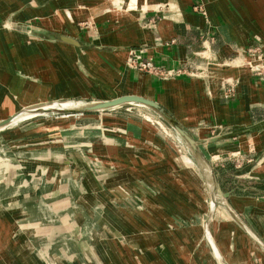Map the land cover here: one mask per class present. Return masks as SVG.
<instances>
[{
	"label": "crops",
	"instance_id": "1",
	"mask_svg": "<svg viewBox=\"0 0 264 264\" xmlns=\"http://www.w3.org/2000/svg\"><path fill=\"white\" fill-rule=\"evenodd\" d=\"M113 1V7L108 4L100 12L102 16L105 11L108 14V20L102 21L101 26L97 23L103 18H92L90 11L87 19L103 34L111 29L108 21H120L122 30L104 35L100 43L94 44L72 36L80 32L74 21L76 11L82 5L88 11L95 0H0V115L7 114L0 122L23 109L48 104L59 107L67 103L63 101L79 96L100 99L92 102L125 96L149 99L162 106L186 130L189 124L185 125L183 120L191 124L210 120L239 125L226 133L216 131L217 135L208 140L214 145L208 151L203 142L192 137L206 160H219L217 166L222 172L230 162H239L234 165L238 169L235 179L243 188L222 193H230L226 201L232 206L223 200L225 206L211 207L208 212V228L214 235L212 252L202 226L176 227L170 233H162L156 222L154 233L148 232L149 227L142 234L129 229L124 220L131 214L128 210H117L114 214L113 208L107 207L111 193L95 190L89 193L88 187L97 189L112 182L107 181L111 177L102 167H93L98 164L93 158L109 165L118 163L117 159L124 160L130 169L136 160L139 168L152 172L148 176L154 177L156 192L165 185V181H160L163 172L173 176L169 178L172 182L169 186L177 185L174 173H178L181 165L179 159L172 158L171 149L159 145L147 151L145 141L157 138L156 132L142 129L132 119L110 115L121 108L136 110V105L93 113L107 115L101 118L102 127L96 129L62 130L60 127L65 123L62 119L59 122L63 123H44L33 130L0 133L1 142L7 147L0 156V264H264V201H261L264 196L257 192L264 190V185L255 184L264 180V86L253 82L246 71L247 55L237 61L240 69L227 66L238 55L239 48L253 44L257 35L264 47V18L257 14L240 17L239 0H233L234 8L226 0L219 3L215 0L217 12L208 8L212 19L209 27L193 13L194 0ZM245 1L253 4L252 0ZM166 4L172 10L162 16L156 33L139 26L137 20L146 14L159 13ZM260 6L264 9V0H260ZM29 39L32 45L28 44ZM170 41L173 44L166 45ZM140 46L149 47L147 56L159 66L199 78H176L161 87L175 110L178 103H184L183 118L154 98L155 78L135 76L124 70L132 47ZM261 63L264 59L255 62ZM229 76H238L241 81L239 101L234 104L222 103L221 90ZM195 94L204 97L206 103L197 104ZM48 96L51 100L46 99ZM16 100L22 102L21 108L16 112L8 110L9 103ZM35 116L26 115L17 122ZM103 136L104 141L98 140ZM93 137L97 140L82 151L85 145L82 138ZM236 139L241 140L230 142ZM239 151L243 156H253L242 162L231 159ZM181 160L189 168L194 166L187 157ZM185 180L183 196L188 200L177 190L176 197L154 196V203L174 202L169 210L153 209L151 216L159 218L160 223H168L179 210L182 215H193L189 207L194 200L187 191L192 185L188 178ZM200 200L195 202L203 211L202 197ZM85 201L91 202L90 208L83 204ZM242 206H246L245 213L238 209ZM144 214L140 215L147 219V213ZM53 248L56 254L51 252Z\"/></svg>",
	"mask_w": 264,
	"mask_h": 264
},
{
	"label": "rangeland",
	"instance_id": "2",
	"mask_svg": "<svg viewBox=\"0 0 264 264\" xmlns=\"http://www.w3.org/2000/svg\"><path fill=\"white\" fill-rule=\"evenodd\" d=\"M239 1H241V5L237 9L239 13L237 11L236 12L239 14L240 17H243V16L252 17V14H257L259 17L262 16L264 18V9H262L260 6V0H252L253 4H250L249 1L246 2L245 0H239ZM113 2H114L113 0H95L94 4L92 5V8H89L88 11L85 10L86 6L82 5L81 6L82 10L80 9L79 11H76V14H75L76 18L74 20L77 26L79 27L80 32L79 34H75V35L73 34L72 37H77V38L81 37L83 39L82 41L86 43L95 44L98 42L100 43V41H102L100 39L104 35H107V34L109 35L114 32H119L120 30H122L123 25L120 21H114V22L108 21L112 25L110 26L111 29L107 30L106 34H103L99 32L96 26H93V23L89 21V19H87L89 17L88 12L90 11V14H92V18H98V17L103 18L101 22L97 23L98 27L101 26L102 21L108 20L106 19L108 14H107V11H105L104 16H102L100 15V12H102V10H104L105 6H107L108 4L110 5V8L113 7L114 6ZM216 2L219 3V0H216ZM216 2L215 0H212V1L211 0H194V5L192 7L193 13L195 15H199L200 17H202L209 27L212 26V19H211L210 12L208 11V8H210L212 13H216L217 12L216 5H215ZM226 2H227L226 4L231 5V7L234 8L233 0H226ZM171 8L172 6L170 4H166L164 7L160 8L159 13L146 14L140 20H137L139 26L142 27L143 29L150 30L153 33H156L157 25H159V22L162 19V16L165 13L171 11L172 10ZM66 10H68V8H66ZM136 11H140V10H136ZM73 12H75V10L72 11V13ZM140 12H143V11H140ZM28 44L32 45L33 41L29 39ZM156 44L158 45L159 42L157 41ZM169 44H173V42L170 41L166 45H169ZM235 45L237 46V48L240 47L239 42L237 41L235 42ZM148 48H149L148 46L132 47L131 53L127 56V59L124 65V70L128 71V73H131L132 75H135V76L143 74V75H147V76H151L155 78L156 79L155 83L157 87V89L155 90L157 91L155 94H153L154 98L160 99V102L163 103V105H165L172 111H174L175 115L178 118L180 117L183 118V111L181 107H184V103L183 102L178 103L177 105L178 107H176L177 110H175L174 105H172L171 102L169 103V99H168V95L166 91L165 90L161 91V87L164 86L167 81L174 80L176 78H179V79H183V78L199 79V78H196L194 76H189L183 72H180L179 70H170V69L168 70L164 66H159L152 57L147 56ZM239 51L240 52H238L237 56H234L228 61L227 63L228 68L231 69L233 67L235 68L237 67L240 69L241 66L237 64L238 63L237 61L241 58L242 55H247L246 56L247 61H246L245 66L248 69L246 71L247 72L249 71L252 77L251 79L254 80L253 82L255 83L257 82L256 84H260L264 86V63L258 64V65L255 64L257 59H261V60L264 59V47L262 45V38L259 35H257L256 40L254 41L253 44L249 45L248 47H244L242 49L239 48ZM215 62L217 63V61ZM118 72L120 73L119 70ZM240 85H241V81L238 76L227 77L226 85L221 90V94L223 97L222 103H225V104L237 103L239 101L238 89ZM100 91L104 92L105 89H100ZM178 92L180 93V91ZM46 99L51 100V96H48ZM193 99L197 104H201V102L206 103V99L202 97L201 95L195 94ZM92 100L98 101L100 99L94 98V97L86 98L84 96H79L73 100L63 101V102H70L73 104H85V103H91ZM36 101L40 102L41 100H36ZM9 104L11 105H8V110L12 112L18 111L22 106V102H20L19 100L10 102ZM132 105L134 106L136 105L135 106L136 110L127 111L125 108H121L119 110L110 112V115L123 118L126 120L132 119L138 126H143L141 127L142 129H145V130L151 129L156 132L155 134L157 138L160 139L162 143L157 138H151L150 140L145 141L147 151H148V148L151 150V149H154V146H159V145H162L161 146L162 148L164 147L167 148V150H169V148L171 149L172 158L174 160H178V159L180 160V165L182 169V170L180 169L178 173H174L175 175L173 174L174 177L177 179L176 181L177 185L172 184L173 185L172 187L169 186V184L172 183L169 181V178L173 176H169V174H165L163 172L161 175L160 181L161 182L165 181V185L163 184V186L161 187L158 186L161 189L157 190L156 192L155 191L156 189L153 185L155 184V180L153 179L154 177L148 176V175L152 176V172H149L143 168H139V163H137L136 160H134V162L136 163L135 166L133 167L130 166L132 168L130 169L126 167L127 163L124 160L117 159L118 163L116 164L113 163L109 165L108 163H105L103 161L99 162L100 160H97V158L96 159L93 158L98 163L97 165L94 163L93 167H100V168L102 167L104 169L102 171H107L109 176L111 177L107 181L108 182L112 181V182L109 183V185L98 186L96 187L97 189H95V187L94 188L88 187L89 193L90 191H94V190L96 192L103 191L104 193V191H107L111 193L112 195L110 197L112 198V200H118V201L113 203L112 200H110V202L107 203V207L108 206L112 207L114 210V214H116L117 210H128L131 214L128 219L124 218V220H126L128 223L127 225L130 226L129 229L136 230L139 233L142 232V234L143 232L147 231L149 227L150 229H148V232L154 233L153 226L156 222L158 223L159 228L161 229L162 233H165V232L170 233V231L176 230V227L187 228V227L202 226L204 229V236L206 240L205 242L208 243V247L210 248V250L214 252V246H213L214 235L210 233V230L212 229H209L210 227L208 228V226L207 227L205 226V224L208 225L207 223L208 222L207 221L208 212L212 206V202L210 198L211 197L210 189L206 185L209 183L208 176L209 178H211L210 182L213 183L215 188L217 186L216 188L218 190L217 199H220V200L216 199L217 202H222L223 201L222 193L229 192L233 189L243 188L241 186V183L240 184L237 183V180H236L237 178L235 179V175L237 174L238 169L235 168L234 165L235 164L238 165L239 162L238 164L237 162H234V164L230 162V165L225 168L226 170L224 172H222V171H219V169L221 170L220 166H217V164H220L219 160H214V159H211L210 161L207 160L209 164L211 165V168L213 169V171L211 174L210 169H208V167L206 166V170H205L206 172H204L199 167V164L193 152L191 151L189 146L186 144V142L178 135V133L162 117H160L155 111L151 110L150 108H147L142 105H137V104H132ZM46 106L47 105H42L41 107H46ZM123 107H126V106H123ZM130 107L131 106H127L126 108H130ZM65 108H68V107H65ZM88 115H99V117L96 118L97 117L96 116L95 118H89ZM5 116H7V114L0 115V119L4 118ZM104 116H107V115L106 114H93V113H89V114L48 113V114H43V115H36L33 118L14 123L10 125L8 128H6L5 130L1 131L0 133H6V132L17 130V129H21L22 131L33 130L35 128L42 126L44 123L45 124H51L54 122L63 123V122H59V121H62V119L65 121L64 125L60 127L62 130L63 129L72 130L74 128H87V127H88L87 129H90V128L96 129V127L102 125V119H103L102 117ZM183 123L185 125L189 124L187 125V131L190 133L191 136L193 135L197 137L199 141L204 143L205 151H208L209 148L214 147V145L209 143L208 140L210 137L217 135L216 131H222L223 133H226V132H229L234 127H239V125H235L231 123L218 124L216 121H210V120L209 121L199 120L197 123H194V124L187 123L185 120H183ZM103 129H109V127H103ZM100 139L104 141L105 137L103 136L99 138L98 140ZM96 140L97 139L95 137L85 138V139L82 138V142L83 144H85L84 147L81 148L82 151L88 150V143L92 142L93 144ZM240 140L241 139H236L230 142L236 143ZM76 141H78V139ZM5 148H7L5 143L4 142L2 143L0 139V156L5 154ZM243 154H244L243 152L239 151L235 153L231 159H239L241 160L240 162H242L243 159L246 160V157L247 159H249V158H252L253 156L252 154L243 156ZM115 156L117 157L118 155L115 154ZM126 156L127 158L130 157L129 154H127ZM183 157L189 158L193 162L194 166L190 168L185 166V164H183L181 160V158ZM214 157L217 158L216 155ZM247 165H249V163L245 164V166ZM187 178L190 180L191 185L195 191L194 192L192 190V187L187 188L189 195L194 200V202H190V207H189L192 210L190 215L192 214L193 215L190 217L182 215L184 213H182L179 210L178 214H174L172 219H170V221H167L168 223H165V222L160 223L159 218L151 216V214L153 213V209L154 210L160 209L161 207L162 210L164 209L169 210V208H172L170 207V205L174 202L169 203V201H166V202L156 201L154 203L153 201L154 196L158 195L159 198L161 196L162 199L163 198L167 199L166 195L170 194V195L175 196L176 190H177L180 193V195L184 197L183 196L185 195L184 191L186 192L185 185L187 184V180L185 179ZM215 184H219V186L221 187H218V185H215ZM171 192L173 193L171 194ZM200 196L202 197V201H204L203 202L204 205L201 206L204 208L203 211H201L202 208H199V205H197L196 203L197 201L199 202L201 198ZM184 198L186 200L189 199L187 196H185ZM142 199L145 201V204L147 206L143 203ZM261 201H264V197H263V200ZM85 203L86 201L83 202V204ZM225 203L227 205L229 204L230 206H232L230 201H225ZM86 204H88L87 208L91 207L90 206L91 202H87ZM216 206L217 205L212 206V207H216ZM142 209H147V211L142 210ZM238 209L244 212V210H246V206H242L241 208L239 207ZM144 213H147L146 214L148 217L147 219H145L144 217H141L142 215L140 214L145 215ZM139 226H143V227H139ZM144 226L146 228H144ZM129 233L132 234L131 232ZM136 239H135V242H137ZM51 252L53 254H56L57 250L53 248L51 249ZM129 252L131 253L132 250ZM131 258H132V254H131ZM133 260L134 258H132L130 262L133 263L132 262Z\"/></svg>",
	"mask_w": 264,
	"mask_h": 264
},
{
	"label": "water",
	"instance_id": "3",
	"mask_svg": "<svg viewBox=\"0 0 264 264\" xmlns=\"http://www.w3.org/2000/svg\"><path fill=\"white\" fill-rule=\"evenodd\" d=\"M64 41L73 43L71 39H64ZM131 104H137V105H142L147 108H150L151 110L155 111L160 117H162L177 133L178 135L186 142V144L189 146L191 151L193 152L199 167L206 172V166L208 169H210V172L212 174L213 169L211 168V165L209 162L205 159L203 154L201 153L197 142L195 139L190 135V133L183 128L162 106H160L157 102H154L149 99H144L141 97H136V96H125L121 97L118 99H114L111 101H101V102H91V103H85L82 105V107L75 108V109H54V110H49V109H43L41 106H37L36 108H28V109H23L13 117L1 121L0 122V131L5 130L8 128L10 125H12L13 119L16 118L18 115L26 112V113H35L34 115H43V114H48V113H65V114H89V113H94V112H101V111H106L109 109H114L117 107H123L126 105H131ZM45 108V107H44ZM38 112V113H37ZM209 179V178H208ZM211 179V178H210ZM209 179V180H210ZM256 185L263 186L264 185V180L261 181H256ZM217 185V184H215ZM215 187V186H214ZM217 188V186H216ZM210 193H211V202L215 203V205H222L225 206V203L222 202H217L214 201V192L212 189L209 187ZM218 192V190H217ZM260 195L264 196V190L258 189L257 191ZM224 202L230 197V193H225L222 195Z\"/></svg>",
	"mask_w": 264,
	"mask_h": 264
},
{
	"label": "bare ground",
	"instance_id": "4",
	"mask_svg": "<svg viewBox=\"0 0 264 264\" xmlns=\"http://www.w3.org/2000/svg\"><path fill=\"white\" fill-rule=\"evenodd\" d=\"M122 2V1H121ZM127 8V7H126ZM130 53H131V51H130ZM145 81V80H144ZM146 82H147V80H146ZM72 105H75V106H72ZM82 105L83 104H73V103H64V105H62V106H59V107H56V106H54V105H47L45 108L43 107V109H49V110H54V109H63V110H67V109H75V108H79V107H82ZM65 107H68V108H65ZM32 115V114H35V113H26V112H24V113H22V114H20V115H18L16 118H14L13 119V122L15 123V122H17L18 120H20V119H22L23 117H25L26 115ZM13 123V124H14ZM206 178H207V176H206ZM208 178H209V176H208ZM210 179V178H209ZM211 180V179H210ZM210 180H209V183L207 184V185H209V187L212 189V191L214 192V201H216V199H217V196H218V192H217V189L214 187V185H213V183L212 182H210ZM208 181V180H207ZM211 194V193H210ZM212 206H215V203L213 202L212 203ZM211 206V207H212ZM214 208V207H213ZM208 223V222H207ZM206 227L208 226V225H205ZM211 235V234H210ZM213 243V242H212ZM217 251V250H216Z\"/></svg>",
	"mask_w": 264,
	"mask_h": 264
},
{
	"label": "trees",
	"instance_id": "5",
	"mask_svg": "<svg viewBox=\"0 0 264 264\" xmlns=\"http://www.w3.org/2000/svg\"><path fill=\"white\" fill-rule=\"evenodd\" d=\"M219 171H222V169L221 170L219 169Z\"/></svg>",
	"mask_w": 264,
	"mask_h": 264
},
{
	"label": "built area",
	"instance_id": "6",
	"mask_svg": "<svg viewBox=\"0 0 264 264\" xmlns=\"http://www.w3.org/2000/svg\"><path fill=\"white\" fill-rule=\"evenodd\" d=\"M150 65V64H149Z\"/></svg>",
	"mask_w": 264,
	"mask_h": 264
}]
</instances>
